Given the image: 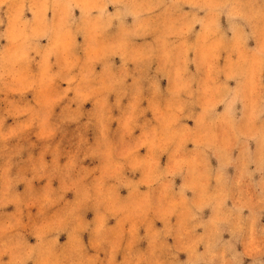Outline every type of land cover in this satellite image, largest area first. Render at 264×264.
Masks as SVG:
<instances>
[{"label":"rangeland","instance_id":"rangeland-1","mask_svg":"<svg viewBox=\"0 0 264 264\" xmlns=\"http://www.w3.org/2000/svg\"><path fill=\"white\" fill-rule=\"evenodd\" d=\"M5 245L264 264V0L0 5Z\"/></svg>","mask_w":264,"mask_h":264},{"label":"clouds","instance_id":"clouds-1","mask_svg":"<svg viewBox=\"0 0 264 264\" xmlns=\"http://www.w3.org/2000/svg\"><path fill=\"white\" fill-rule=\"evenodd\" d=\"M6 2V0H0V5H3ZM134 7H139L136 5H132ZM21 8L23 5L20 6ZM94 7H98L101 12H103V5H95ZM150 10V9H148ZM30 86V85H29ZM87 193H85V198H87ZM5 254H10L11 259L7 261V264H26V261L28 259H31L32 253L31 250H24L17 246L8 247L5 245L3 247V251H0V256H3ZM0 264H5L3 260H0ZM69 264H74V262H69ZM255 264H262L261 261H256Z\"/></svg>","mask_w":264,"mask_h":264}]
</instances>
